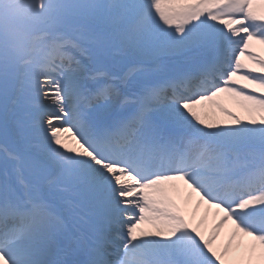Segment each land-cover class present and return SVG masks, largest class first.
Instances as JSON below:
<instances>
[{
    "label": "snow or ice",
    "instance_id": "snow-or-ice-1",
    "mask_svg": "<svg viewBox=\"0 0 264 264\" xmlns=\"http://www.w3.org/2000/svg\"><path fill=\"white\" fill-rule=\"evenodd\" d=\"M256 45L264 0H0V264H264Z\"/></svg>",
    "mask_w": 264,
    "mask_h": 264
},
{
    "label": "bare ground",
    "instance_id": "bare-ground-1",
    "mask_svg": "<svg viewBox=\"0 0 264 264\" xmlns=\"http://www.w3.org/2000/svg\"><path fill=\"white\" fill-rule=\"evenodd\" d=\"M254 50L259 52L261 55H264V47L256 45ZM217 100L219 103L223 104V106H225V107L232 108V106H233L230 102L224 100L223 98H217ZM204 111L208 114V116H210V113H212V112L216 113L215 115H211L210 118H214V116H218L217 118H219V119H225L224 117L221 116L218 109H216L212 105H206L204 108ZM210 222H211V216L209 215V223Z\"/></svg>",
    "mask_w": 264,
    "mask_h": 264
},
{
    "label": "rangeland",
    "instance_id": "rangeland-1",
    "mask_svg": "<svg viewBox=\"0 0 264 264\" xmlns=\"http://www.w3.org/2000/svg\"><path fill=\"white\" fill-rule=\"evenodd\" d=\"M232 110H234V111H238L235 107H234V105L232 106V108H231ZM214 112H212V113H210V116H209V118L211 117V115H215L216 113H214ZM218 116H214V118H217Z\"/></svg>",
    "mask_w": 264,
    "mask_h": 264
}]
</instances>
